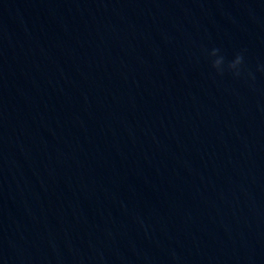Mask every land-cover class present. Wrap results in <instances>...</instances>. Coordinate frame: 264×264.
<instances>
[{
	"label": "water",
	"instance_id": "water-1",
	"mask_svg": "<svg viewBox=\"0 0 264 264\" xmlns=\"http://www.w3.org/2000/svg\"><path fill=\"white\" fill-rule=\"evenodd\" d=\"M261 66L264 0H0V264H264Z\"/></svg>",
	"mask_w": 264,
	"mask_h": 264
},
{
	"label": "clouds",
	"instance_id": "clouds-1",
	"mask_svg": "<svg viewBox=\"0 0 264 264\" xmlns=\"http://www.w3.org/2000/svg\"><path fill=\"white\" fill-rule=\"evenodd\" d=\"M205 55L210 67L217 74L223 75L227 72L235 77L242 74L245 60L243 52L235 53L231 59H228L220 48H212L206 51ZM261 70H264V66H261Z\"/></svg>",
	"mask_w": 264,
	"mask_h": 264
}]
</instances>
